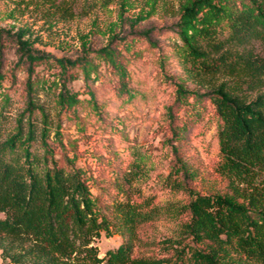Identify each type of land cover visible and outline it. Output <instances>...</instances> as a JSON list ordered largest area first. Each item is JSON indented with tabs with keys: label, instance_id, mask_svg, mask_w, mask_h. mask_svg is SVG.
I'll return each mask as SVG.
<instances>
[{
	"label": "trees",
	"instance_id": "trees-1",
	"mask_svg": "<svg viewBox=\"0 0 264 264\" xmlns=\"http://www.w3.org/2000/svg\"><path fill=\"white\" fill-rule=\"evenodd\" d=\"M21 2L25 8L40 6L38 0ZM50 4L52 14H71L62 4ZM177 27L175 53L186 76L206 91L200 95L177 84L168 108L169 128L177 141L183 128H198L196 135H203L201 110H186L183 116L179 112L190 98L194 104L210 101L220 189L207 195L196 192L192 184L200 174L180 162L165 185L187 193L189 202L161 205L156 195L142 193L138 182L146 171L140 161H102L106 173L116 177L114 183L101 185L89 183L73 159L56 157L62 143L51 142L47 114L35 101L34 67L52 59L62 73L81 67L87 79L94 65L90 52L75 60L39 55L20 30L14 38L18 64L28 73L26 104L10 129L0 111L1 264H264V53L249 48L253 43L264 47V0H187ZM3 33L0 29V38ZM116 40L111 37L94 53L117 76L119 94L128 93L127 67L114 47ZM4 78L0 67V87ZM253 91L257 95L250 99L247 93ZM89 95L93 100L91 91ZM79 102L66 90L57 96L61 109ZM36 110L41 127L33 119ZM95 184L103 190L99 195L92 191ZM168 219L180 220L181 236L155 243L154 225ZM115 233L122 243L100 256L95 242L102 234ZM136 244L161 246L165 257L136 255Z\"/></svg>",
	"mask_w": 264,
	"mask_h": 264
},
{
	"label": "rangeland",
	"instance_id": "rangeland-1",
	"mask_svg": "<svg viewBox=\"0 0 264 264\" xmlns=\"http://www.w3.org/2000/svg\"><path fill=\"white\" fill-rule=\"evenodd\" d=\"M186 1L38 0L40 6L25 8L27 4L21 0H0V29L5 30L0 38V67L5 77L0 87V111L7 117L9 129L24 110L27 99L28 73L26 66L18 64L14 38L23 30L25 39L33 42L39 55L75 60L90 52L88 57L94 65L87 79L81 67L62 73L52 59L34 67L31 79L35 101L47 114L51 142L62 143L56 147V157L73 159L75 167L85 171L89 183L101 185L114 183L116 177L106 173L102 161H140L146 171L138 182L142 193L156 195L161 205L181 207L189 202L187 193L172 191L165 185L171 169L180 162L189 172L196 170L200 174L192 184L196 192L207 195L220 189V180L214 174L218 149L216 118L210 101L204 98L194 104L190 98L189 105L179 112L183 116L186 110H201L199 127L203 135H196L200 133L198 128H183V138L177 141L169 128L168 108L174 103L176 85L200 95L206 91L186 76L175 53V46L180 43L177 23ZM51 2L62 4L71 14H52ZM113 36L117 38L114 47L127 67L128 93L119 94L117 76L94 53ZM249 48L264 53L259 43ZM63 90L75 94L80 101L69 110L57 105V96ZM247 95L254 99L257 91ZM33 119L41 127L39 110L33 113ZM99 185L92 189L96 195L103 191ZM114 196L108 194L109 198ZM0 218H4L2 213ZM179 226L180 220L176 219L158 221L153 227V241L179 238ZM122 241L116 233L110 237L102 234L95 246L104 256ZM134 253L165 257L161 246L154 245L136 244Z\"/></svg>",
	"mask_w": 264,
	"mask_h": 264
}]
</instances>
